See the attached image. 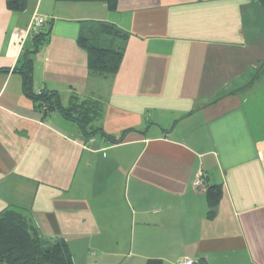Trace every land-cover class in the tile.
Masks as SVG:
<instances>
[{
    "label": "crops",
    "instance_id": "1",
    "mask_svg": "<svg viewBox=\"0 0 264 264\" xmlns=\"http://www.w3.org/2000/svg\"><path fill=\"white\" fill-rule=\"evenodd\" d=\"M100 22L127 33L111 76L78 44ZM24 52L35 92L97 103L122 141L44 116L14 70ZM0 69V213L63 238L73 264H264V0H0Z\"/></svg>",
    "mask_w": 264,
    "mask_h": 264
},
{
    "label": "trees",
    "instance_id": "2",
    "mask_svg": "<svg viewBox=\"0 0 264 264\" xmlns=\"http://www.w3.org/2000/svg\"><path fill=\"white\" fill-rule=\"evenodd\" d=\"M69 1H103L108 8L114 9L116 0H69ZM25 0H6L9 9L21 10ZM49 32L36 33L33 36L36 53L40 46L48 40ZM127 33L116 26L100 22L88 36H79L78 44L87 52V66L92 72L107 76L114 75L123 56V43ZM30 53L24 52L20 57V66L14 70L22 75L23 93L36 104L45 116L57 111L61 116L75 122L82 134L89 138L100 134L111 143L121 142L124 133L118 137L106 135L94 121L100 114L97 103L82 100L73 101L71 105L63 107L55 91H34L32 88V59ZM7 71L0 69V72ZM220 197V189L213 186L207 189L208 216L213 213ZM0 264H73L72 252L63 238L49 241L43 238L36 227L29 221L23 211L7 208L0 213ZM145 264H163L160 259L150 258ZM196 264H207L198 261Z\"/></svg>",
    "mask_w": 264,
    "mask_h": 264
},
{
    "label": "built area",
    "instance_id": "3",
    "mask_svg": "<svg viewBox=\"0 0 264 264\" xmlns=\"http://www.w3.org/2000/svg\"><path fill=\"white\" fill-rule=\"evenodd\" d=\"M45 20L46 19L43 16L36 17L32 23V27L34 28V30L35 29L37 30L38 27L45 22ZM202 175H203L202 172H198L192 181V185L199 190L206 189V185L203 181ZM178 264H193V261L191 259L185 258L179 260Z\"/></svg>",
    "mask_w": 264,
    "mask_h": 264
}]
</instances>
